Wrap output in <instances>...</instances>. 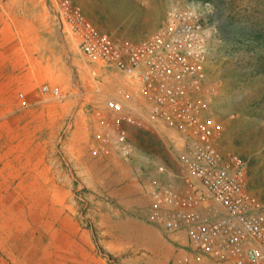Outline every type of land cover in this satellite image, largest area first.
I'll use <instances>...</instances> for the list:
<instances>
[{"label": "rangeland", "instance_id": "obj_1", "mask_svg": "<svg viewBox=\"0 0 264 264\" xmlns=\"http://www.w3.org/2000/svg\"><path fill=\"white\" fill-rule=\"evenodd\" d=\"M75 1L121 40L154 33L173 5L216 17L208 72L218 86L210 114L224 125L218 147L248 160V186L264 201V41L221 28L264 36V0H223V10L214 0ZM45 83L62 96L43 94ZM121 87L115 69L61 31L48 0H0V264H205L187 231L148 219L150 186L169 178L158 165L178 168L177 133L127 125L130 161L95 141L94 111Z\"/></svg>", "mask_w": 264, "mask_h": 264}, {"label": "built area", "instance_id": "obj_2", "mask_svg": "<svg viewBox=\"0 0 264 264\" xmlns=\"http://www.w3.org/2000/svg\"><path fill=\"white\" fill-rule=\"evenodd\" d=\"M48 2L61 31L72 35L83 54L139 84L141 102L124 91L95 109L100 148L130 161L137 146L127 125L154 135L177 133L178 168L158 165L169 178L149 188V221L170 232L187 231L205 264H264V201L248 186V160L219 149L224 125L210 114L218 95L208 72L217 31L211 14L173 5L154 33L121 40L98 29L75 0ZM41 91L62 96L58 85L45 83ZM89 141L84 137L77 151L86 153Z\"/></svg>", "mask_w": 264, "mask_h": 264}, {"label": "trees", "instance_id": "obj_3", "mask_svg": "<svg viewBox=\"0 0 264 264\" xmlns=\"http://www.w3.org/2000/svg\"><path fill=\"white\" fill-rule=\"evenodd\" d=\"M216 6L218 7V10H223V6H224V1L223 0H214ZM213 19L215 20L216 17H213ZM222 30L223 31H228V30H231L233 29L236 33L237 32H241V33H245L246 36H248L249 39H253L254 41L255 40H260V41H264V36L263 34L261 33H258L255 29L253 28H248V29H242V28H239V26H235L233 28V24L231 22H224L222 24ZM261 57V56H260ZM261 59V58H260ZM259 69V68H258Z\"/></svg>", "mask_w": 264, "mask_h": 264}, {"label": "crops", "instance_id": "obj_4", "mask_svg": "<svg viewBox=\"0 0 264 264\" xmlns=\"http://www.w3.org/2000/svg\"><path fill=\"white\" fill-rule=\"evenodd\" d=\"M117 73L120 75V78L123 80V88L121 87L120 91L117 93V95H115L113 97H119V96H121V93H123L124 91H129V92H132L135 95L136 99H138L141 102L142 98H141L140 93H139V84H138L137 80L121 73L120 71H117ZM124 84H127V87L124 88ZM128 87L131 89H129ZM95 141L97 142L98 146H101L100 139L95 137Z\"/></svg>", "mask_w": 264, "mask_h": 264}]
</instances>
